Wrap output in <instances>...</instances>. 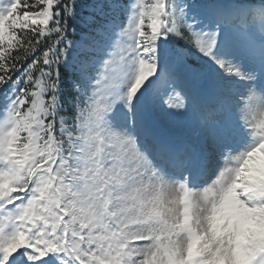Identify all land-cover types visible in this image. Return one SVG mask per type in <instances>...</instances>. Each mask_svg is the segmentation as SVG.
<instances>
[{
    "label": "snow or ice",
    "instance_id": "snow-or-ice-1",
    "mask_svg": "<svg viewBox=\"0 0 264 264\" xmlns=\"http://www.w3.org/2000/svg\"><path fill=\"white\" fill-rule=\"evenodd\" d=\"M0 264H264V0H0Z\"/></svg>",
    "mask_w": 264,
    "mask_h": 264
}]
</instances>
